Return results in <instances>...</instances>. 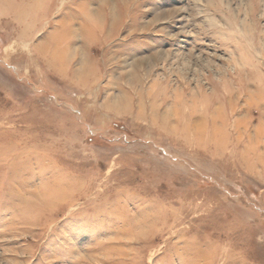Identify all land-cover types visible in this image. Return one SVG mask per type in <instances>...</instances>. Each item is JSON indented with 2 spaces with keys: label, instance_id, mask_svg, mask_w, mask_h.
<instances>
[{
  "label": "rangeland",
  "instance_id": "obj_1",
  "mask_svg": "<svg viewBox=\"0 0 264 264\" xmlns=\"http://www.w3.org/2000/svg\"><path fill=\"white\" fill-rule=\"evenodd\" d=\"M0 264H264V0H0Z\"/></svg>",
  "mask_w": 264,
  "mask_h": 264
},
{
  "label": "bare ground",
  "instance_id": "obj_2",
  "mask_svg": "<svg viewBox=\"0 0 264 264\" xmlns=\"http://www.w3.org/2000/svg\"><path fill=\"white\" fill-rule=\"evenodd\" d=\"M55 54H56V53H55ZM58 55H59V54H58ZM58 55H57V56H58ZM58 57H59V56H58ZM53 58H55V57H53Z\"/></svg>",
  "mask_w": 264,
  "mask_h": 264
}]
</instances>
